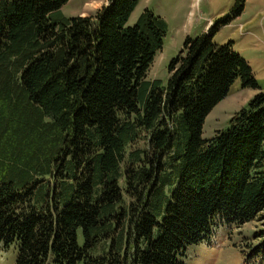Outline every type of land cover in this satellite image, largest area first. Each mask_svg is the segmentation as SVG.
Listing matches in <instances>:
<instances>
[{
	"label": "trees",
	"instance_id": "trees-1",
	"mask_svg": "<svg viewBox=\"0 0 264 264\" xmlns=\"http://www.w3.org/2000/svg\"><path fill=\"white\" fill-rule=\"evenodd\" d=\"M68 1L0 0V245L16 264H185L217 222H261L264 263V90L213 40L230 16L185 39L163 86L164 19L128 26L139 0L66 18ZM236 78L258 93L203 138Z\"/></svg>",
	"mask_w": 264,
	"mask_h": 264
},
{
	"label": "rangeland",
	"instance_id": "rangeland-1",
	"mask_svg": "<svg viewBox=\"0 0 264 264\" xmlns=\"http://www.w3.org/2000/svg\"><path fill=\"white\" fill-rule=\"evenodd\" d=\"M107 3L108 0H69L60 11L66 18L86 16ZM239 3L242 11L235 15L232 11ZM146 9L164 19L167 25L162 48L154 57L148 79L166 86L168 65L179 55L185 39L207 32L217 21L230 16L228 24L217 27L213 40L219 46L231 44L233 51L247 61L259 88L264 90V0H139L127 25L133 26ZM257 93L256 89L242 87L241 79L236 78L228 95L207 116L203 138L210 139L216 131L226 130L234 114ZM260 227L261 222L239 227L217 222L209 239L186 248L183 261L185 264H264L259 258L248 257L250 237ZM17 253L15 246L0 245V264H16Z\"/></svg>",
	"mask_w": 264,
	"mask_h": 264
}]
</instances>
